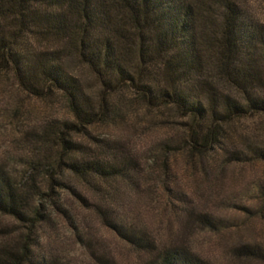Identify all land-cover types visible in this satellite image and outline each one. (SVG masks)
Masks as SVG:
<instances>
[{
	"label": "rangeland",
	"instance_id": "rangeland-1",
	"mask_svg": "<svg viewBox=\"0 0 264 264\" xmlns=\"http://www.w3.org/2000/svg\"><path fill=\"white\" fill-rule=\"evenodd\" d=\"M188 1L199 13L201 37L222 27L229 0ZM232 1L264 22V0ZM112 6V14L130 22L127 10L118 2ZM72 10L67 17L76 26L83 16L76 7ZM136 35L133 32L128 40L120 36L121 47L134 66L146 68L141 79L165 85L167 69L160 61L141 63L134 44ZM27 40L36 49H58L65 69L81 84L84 99L96 108L108 103L109 116L83 125L61 89L53 87L47 94L37 95L22 86L12 68L0 69V166L22 189L39 192L33 204H41L49 215L29 223L0 211V246L34 242L35 264L44 255H48V264L145 262L151 254L132 246L103 223L96 210V204L102 202L109 215L121 214L161 242L186 245L209 264H264V256L241 255L237 249L247 242L264 248V159L252 154L255 146L264 148V112L252 110L225 124L221 145H193L190 116L173 104L149 103L127 83L114 79L110 85L104 84L101 75L81 57L74 38L34 33ZM206 54L200 80L215 75L212 57L207 50ZM260 63L264 72V58ZM195 83V92L207 104L209 85ZM213 84L245 102L244 94L224 80L216 78ZM256 91L264 96V82ZM64 120L78 125L67 135L83 148L91 151L102 143L105 155L113 150L126 153L132 156L138 174L90 185L57 166L61 146L55 130ZM231 150L246 155L235 161ZM52 176L58 180L53 183L54 192L50 190ZM93 188H104V198ZM194 211L209 213L216 218L217 227L200 221ZM94 254L104 256V261Z\"/></svg>",
	"mask_w": 264,
	"mask_h": 264
},
{
	"label": "trees",
	"instance_id": "trees-1",
	"mask_svg": "<svg viewBox=\"0 0 264 264\" xmlns=\"http://www.w3.org/2000/svg\"><path fill=\"white\" fill-rule=\"evenodd\" d=\"M114 1L127 10L130 22L112 14ZM75 7L83 18L73 26L67 12ZM225 7L222 27L201 37L199 13L188 0H102L101 4L90 0H0V69L12 68L22 86L37 95H45L53 87L61 89L83 125L105 120L109 116L108 103L96 108L84 99L81 84L65 69L59 50L36 49L27 40L34 33L74 38L81 57L101 75L104 84L110 85L115 79L134 87L149 103L175 105L192 119L193 145H221L225 124L252 110L264 112V96L256 91L264 82L260 63L264 58V22L248 15L235 1H227ZM132 31L137 34L134 44L141 63L164 64L168 75L165 85L141 79L146 68L134 66L121 47V37L128 40ZM206 50L212 57L215 75L200 80L207 63ZM212 78L222 79L241 91L245 102L214 86ZM195 81L209 85L207 104L195 92L198 87ZM56 128L61 146L57 166H63L90 185L138 174L132 156L126 153L113 150L105 155L102 143L91 151L83 148V144L67 135L78 128L75 123L64 120ZM230 153L235 161L246 155L237 150ZM252 154L264 159V148L255 146ZM52 179L50 190L54 192L53 183L58 180L53 176ZM93 189L104 198V188ZM38 195L34 188L22 189L13 175L0 166L1 212L29 223L43 220L49 215L41 204H33ZM96 210L103 223L126 242L151 254L142 264H209L186 245L161 242L121 214L109 215L102 202L96 204ZM195 214L200 221L217 227L216 218L209 213ZM33 244L0 246V264L34 263ZM237 249L241 255L264 256V248L257 244L247 242ZM94 255L104 261V256ZM47 260L48 255H44L38 264H48Z\"/></svg>",
	"mask_w": 264,
	"mask_h": 264
}]
</instances>
